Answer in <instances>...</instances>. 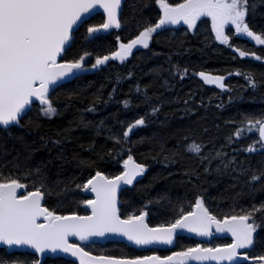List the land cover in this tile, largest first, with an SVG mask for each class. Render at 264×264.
<instances>
[{
    "label": "snow or ice",
    "instance_id": "1",
    "mask_svg": "<svg viewBox=\"0 0 264 264\" xmlns=\"http://www.w3.org/2000/svg\"><path fill=\"white\" fill-rule=\"evenodd\" d=\"M144 9H148L149 14H145ZM261 9H264V0H141V6L134 9L137 33L126 42L116 35L118 47L107 54H95V63H91L94 53L87 49L68 58V51L76 42V34L85 28L84 39L92 43L113 29L125 27L127 22L123 21L122 0H0V245L6 246L5 255L0 256V264H48L49 260L65 264L70 257L76 258L79 264H264V200L256 199L258 193L264 192V109L243 112L239 120L228 122L233 130L219 145L215 138L205 141L191 130L182 137V145L178 143L166 151L161 144L158 154L162 155L164 163H177L181 149L193 158L192 165L184 168L188 177L184 183L191 184L196 189V195L194 202L188 201L185 207L186 197L176 196L173 199L167 192L157 194L156 202L166 201L173 219L155 225H150L147 219L148 206L153 204V200H147L143 207L122 215L119 198L122 186L134 185L148 168L146 163L137 162L132 149L125 148V145L133 143L130 134L140 126H146L149 116L157 115L164 103L153 101L148 95L149 85H145L142 92L137 83L135 91L143 95V103L150 111L131 121H117L121 130L113 131L103 119L94 124L81 114L72 126L52 140L53 145L60 146L71 140L74 128L94 127L97 135L106 128L107 138L113 142L108 155L127 152V158L120 161L123 170L118 174H108L96 167L94 174H89L78 183L59 178L53 181L48 174V165L52 161L41 160L33 165L36 149L22 134L14 131L34 124L31 118L25 121L34 107H38L39 114L44 117L57 115L59 108L52 99L57 88L78 80L89 69H97L110 60L126 62L138 46L149 49L150 42L166 31L167 26L182 25L187 26L186 30H195L198 21L203 23L202 18H208L216 41L235 47L242 58L252 57L264 62V26L254 30L252 25L258 15L264 17V10ZM152 12L155 16L151 15ZM94 15H102V20L90 23ZM233 36L254 41L262 46L261 53L233 45ZM173 69L181 79L189 74L188 68L179 64L172 65L167 71L172 72ZM151 71L159 74L163 69L157 67ZM236 74L244 75L246 90L257 92L264 88V80L257 79L252 71L241 73L237 70ZM133 75L132 71L127 73V77ZM195 75L206 85L231 91L224 75L206 71L196 72ZM123 78L118 74L115 77L117 84ZM66 91L69 101L81 92L78 86L69 87ZM116 92L114 85L108 93L110 100ZM232 99L229 96V101ZM261 99L264 100V92ZM107 102L97 93L84 111L95 113L97 103ZM132 102L131 97L120 101L126 109ZM184 103L186 111L194 110L188 107V100ZM216 127L219 128V125ZM41 143L48 147V140L42 138ZM89 149L95 151L94 141ZM254 154L261 156L259 167L249 159ZM56 158L67 161L63 148H60ZM74 158L81 169L96 165V161L91 159ZM98 159L102 160L104 156L98 154ZM212 172L221 176L228 174L234 181L231 188L235 192L229 197L233 203L223 214L210 210L206 201L212 198L207 197L206 189L200 184L201 176ZM75 190L93 194L91 199L79 201L90 209L89 214L80 215L71 208L58 211L57 207L48 205L46 198L55 194L63 197L57 202L58 207H63L69 194L73 197L77 195ZM245 196L249 202L239 204L238 200ZM185 229L201 236H212L213 230L228 233L231 242L214 246L196 244L169 255H160L155 251L150 255L104 252L95 255L86 250V245H94L98 242L97 238L109 235L126 237L140 247L172 245ZM70 237L78 238V242H71ZM22 250H32L28 255L36 258H17L16 253Z\"/></svg>",
    "mask_w": 264,
    "mask_h": 264
},
{
    "label": "trees",
    "instance_id": "2",
    "mask_svg": "<svg viewBox=\"0 0 264 264\" xmlns=\"http://www.w3.org/2000/svg\"><path fill=\"white\" fill-rule=\"evenodd\" d=\"M140 6L141 0H126L122 5L123 21L127 22L126 26L109 34L101 35L100 39L92 43L85 41L86 29L81 28L76 34L75 44L68 51V58L87 49L94 53L90 62L95 63V54H107L114 51L118 47L116 35H120L126 42L137 33L134 9H138ZM144 13L149 14L148 9H144ZM135 15L138 16L139 13H135ZM151 15L155 16V12H152ZM101 20L102 15H94L89 22ZM202 21L204 22L198 21L197 29L193 32L186 30L187 28L184 26L167 27L166 31L161 32L150 42L149 49L134 51L126 62L110 60L106 65L90 69L78 80H73L64 87L57 88L52 94V99L59 108L57 115L50 118L44 117L39 114L38 107H34L28 117H25V121L31 118L34 124L29 128L14 130L22 134L26 141L36 149L32 159L33 165L41 160H51L52 163L48 165V174L53 181L59 178L61 181L73 182L74 180L78 183L86 179L89 174H94L96 167L108 174H118L123 170L120 161L127 158V152H122L120 155L113 152L111 156L108 155V149L113 147V142L107 138L106 128L99 135L96 134L94 127L89 129L74 128L71 140L60 146L53 145L52 140L58 138V133H62L63 130L72 126V122L78 120L81 114L85 119L93 121L94 124H98L103 119L113 131L121 130V125L117 121H131L138 115L144 114L145 111H150L143 103V95L135 91L137 83L142 92L144 86L149 85L148 95L152 97L153 101H164V103L157 115L149 116V123L146 126H140L130 134L133 143L125 145V148L132 149V155L137 162L146 163L148 168L132 187L121 192L119 197L121 214L126 215L138 210L145 205L147 200L151 199L153 204L148 206L149 216L147 219L150 225H155L173 219L167 202H156L157 194L167 192L173 199L176 196L186 197L185 207L188 206V201L194 202L196 189L191 184L184 183L188 179L184 174V168L192 165L193 158H190L181 149L177 163H164L162 155L158 154L161 144L164 145L166 151L171 150L178 143L182 145L184 143L182 137L191 130L198 138L205 141L215 138L219 145L224 142V137L233 130L232 125L228 122L239 120L243 112H258L264 109V100L261 99L264 88L257 92L246 90L244 75L236 74L237 70L241 73L252 71L257 79L264 80V62L256 61L252 57H240L235 51V47H229L215 40V34L211 31V21L206 18H202ZM252 25L254 30H258L264 26V17L258 15ZM231 43L241 47L242 50L250 49L257 51L258 54L262 51V46L256 45L248 38L233 36ZM175 64H179L182 68L187 67L188 76L181 79L178 74H175L174 69L172 72L167 71ZM157 67L163 69L159 74L151 71ZM129 71L133 72L132 77H127ZM199 71L224 75L225 83L230 85L231 91L204 84L203 80L195 75ZM229 73L232 75L229 76ZM118 74L124 78L117 84L115 77ZM165 81H167V85ZM114 85L117 87V92L110 100L108 93L112 91ZM77 86L81 90L80 94L69 101L66 90L69 87ZM97 93L101 94L103 101L108 102L106 104L97 103L95 113L85 112L84 110L91 105ZM190 96L191 99H189ZM229 96L233 97L231 101H229ZM126 97H131L133 101L127 109L120 103ZM185 100L189 101L188 107L194 110H185ZM221 104L223 106L218 107ZM216 125H219V128ZM205 128L208 129L207 132L203 131ZM42 138L48 140L47 148L42 145ZM93 141L95 151L89 149V145ZM249 142L251 141L243 143ZM9 146H11V142ZM17 147L20 145L17 144ZM60 148L64 149V154L67 157L66 162L56 158ZM98 154L103 155L104 159H98ZM153 156H156V159H153ZM74 157L94 160L96 165L93 168L81 169ZM249 159L254 166H260L261 156L259 154H254ZM213 167H215V163ZM233 183L234 181L228 174L221 176L212 172L201 176V187L206 189L207 197L212 198L206 201L211 211L216 214L228 212L229 206L233 203L229 197L235 192L231 188ZM75 191L77 195L73 197L69 194L63 207L57 205V202L63 197H58L55 194L46 198L47 203L52 207H57L58 211L71 208V210L79 212L80 215L88 214L84 208L85 205L79 201L89 198L84 195L83 191ZM256 199L264 200V192L258 193ZM248 202L249 198L246 196L238 200L241 205ZM225 242L214 241L203 245L214 246ZM196 244L197 242L191 238H178L172 251H154L160 255H169L173 251ZM4 250L0 248V256L5 255ZM86 250L92 251L95 255L101 252L114 255H146L148 253L146 251H149H137L128 248L123 243L87 245ZM257 252H259V248H257ZM16 257L29 260L36 258L34 255L19 252L16 253ZM48 264H60V262L49 260ZM65 264L71 263L65 261Z\"/></svg>",
    "mask_w": 264,
    "mask_h": 264
},
{
    "label": "water",
    "instance_id": "3",
    "mask_svg": "<svg viewBox=\"0 0 264 264\" xmlns=\"http://www.w3.org/2000/svg\"><path fill=\"white\" fill-rule=\"evenodd\" d=\"M126 0H122V5L125 3ZM101 13H102V9L99 10ZM113 31H117L116 29H113L110 31L113 32ZM105 35V34H103ZM89 71H87L86 73H88ZM84 73V74H86ZM83 74V75H84ZM140 177L137 178V180L139 179ZM132 187V185H123L122 186V189L119 193V197H120V194L123 190L127 189V188H130ZM84 195L86 197H88L89 199L92 198L93 194H90V193H84ZM85 210L87 211V213L89 214L90 212V209L85 205ZM189 232L187 229L185 230H182L180 232V234L174 239L173 241V244L172 245H163V244H160V245H150V246H145V247H140V246H137V245H134L132 244V242L128 241L126 237H122V236H118V235H109L107 236L106 238H97V243L96 244H107V243H123L125 244L128 248H131V249H134V250H137V251H143V250H148V249H155L156 251H170V250H173L174 249V245H175V242L178 238H182V237H187L189 236ZM198 237H201V240L202 241H210L211 239H216V238H229L231 240V236L230 234L228 233H217L215 232V230H213V235L212 236H201V235H198ZM70 241L71 242H78V238L76 237H70ZM91 245V244H90ZM83 246V245H82ZM87 246V245H86ZM0 248H3V249H6V246L4 245H0ZM32 250H27V252H24L23 250L19 253H28V252H31ZM61 255H65V254H61ZM74 261L75 264H79V261L74 258V257H70L68 262H72ZM245 264H248V262H245Z\"/></svg>",
    "mask_w": 264,
    "mask_h": 264
},
{
    "label": "flooded vegetation",
    "instance_id": "4",
    "mask_svg": "<svg viewBox=\"0 0 264 264\" xmlns=\"http://www.w3.org/2000/svg\"><path fill=\"white\" fill-rule=\"evenodd\" d=\"M188 238H191L193 240H195L196 242L202 244L203 242H207V243H211L213 241H226L225 243H230L231 240L229 238H216V239H211L210 241H202L200 238L198 237L197 233H193V232H189V236Z\"/></svg>",
    "mask_w": 264,
    "mask_h": 264
},
{
    "label": "rangeland",
    "instance_id": "5",
    "mask_svg": "<svg viewBox=\"0 0 264 264\" xmlns=\"http://www.w3.org/2000/svg\"><path fill=\"white\" fill-rule=\"evenodd\" d=\"M206 19H208V18H206ZM209 21H210V19H208ZM178 26H182V25H171V26H167V27H172V28H176V27H178ZM185 28H187V26H184ZM190 32H193L194 30H189ZM150 46V45H149ZM136 50H146V49H144L142 46H138V48L137 49H134L133 50V52L134 51H136ZM130 57H128L127 58V60L129 59ZM126 60V61H127ZM210 86H214V87H216V88H219L218 86H215V85H210ZM152 251H154V250H149V251H146V252H148V253H146V255H150L151 253H152Z\"/></svg>",
    "mask_w": 264,
    "mask_h": 264
}]
</instances>
